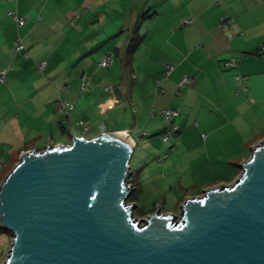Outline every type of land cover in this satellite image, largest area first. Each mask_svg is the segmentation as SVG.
Masks as SVG:
<instances>
[{
	"label": "crops",
	"instance_id": "crops-1",
	"mask_svg": "<svg viewBox=\"0 0 264 264\" xmlns=\"http://www.w3.org/2000/svg\"><path fill=\"white\" fill-rule=\"evenodd\" d=\"M18 36L28 55L14 52ZM263 43L264 0H0V70L8 69L0 82V155L10 163L28 150L68 145L87 126L97 136L104 123L126 134L134 151L138 139L146 145L138 170L131 168L134 202L145 187L157 190L160 175L164 183L189 169L194 187L236 180L264 140ZM108 53L112 64L100 66ZM184 76L193 82L179 86ZM58 98L75 101L71 114ZM164 108L179 113L175 137L162 146Z\"/></svg>",
	"mask_w": 264,
	"mask_h": 264
},
{
	"label": "water",
	"instance_id": "water-1",
	"mask_svg": "<svg viewBox=\"0 0 264 264\" xmlns=\"http://www.w3.org/2000/svg\"><path fill=\"white\" fill-rule=\"evenodd\" d=\"M134 148L106 131L23 152L0 185L1 264H264V140L234 183L143 220L128 201Z\"/></svg>",
	"mask_w": 264,
	"mask_h": 264
},
{
	"label": "rangeland",
	"instance_id": "rangeland-1",
	"mask_svg": "<svg viewBox=\"0 0 264 264\" xmlns=\"http://www.w3.org/2000/svg\"><path fill=\"white\" fill-rule=\"evenodd\" d=\"M82 133L85 134L86 137H90V135H91L90 134L91 131H86L85 129L82 131ZM142 142H143V140L142 141L140 139L137 140L138 145H137L136 150L134 151L132 158H131V161H130V165H131V168L133 171L138 170L139 160H140V156L142 155V152L145 150L147 152V149L145 148L146 145H142ZM160 142H161L160 145H162V146H165L168 144V142H164L162 140V136H161ZM7 152H11V150H8ZM2 153L3 152H1V154ZM162 155L163 156H161L159 158L160 160H163L165 158L164 156H167V154L166 155L162 154ZM7 159H8V156H6V155L1 156L0 155V185L3 182V180L6 178V176L11 172V170L16 166V164L20 160L19 159V160L7 163ZM141 162H142V160H141ZM152 169L153 170H150L147 173V176L149 175L148 176L149 180L145 183V186H149V188H153V186H151V184L155 183V181H156V180L155 181H153V180L155 177V171L154 170L157 168L154 167ZM151 172H153V173H151ZM160 174H162V173H160ZM222 176L225 177V175H222ZM162 178H164V175H160V177H159L160 182L156 181L157 184L155 185V189H157V190L154 193L148 191L145 187L141 198L138 200V202L137 201L135 202L137 204V207L134 210V215L136 218H138L140 220L146 219L151 214L155 213L158 208L163 213H170L172 215L179 216L181 213L182 205L188 197L202 196L204 194L205 190L212 188L214 186L225 185V184L230 185V184L234 183L239 177L233 181L222 180L220 177L219 178H213V180L207 186H200L206 182H201L200 184H199V182H197L198 183L197 187L191 186L192 181L189 178V169L187 171L185 170L184 174H175L173 176H167V181L166 182L164 181L165 186H163L164 183H163ZM134 184H135V182H134ZM212 184H214V185L210 187V185H212ZM157 185H158V187H157ZM135 188H136V186H135ZM185 190L187 192L185 194V199L183 200V202L181 204L180 203V199L182 197L181 195L185 192ZM137 197H138V195H137ZM129 202H131V201H129ZM1 227L3 228V226L0 225V228ZM4 230L8 231L7 229H4ZM9 234L12 238V235L10 232H9ZM12 240H13V238H12ZM12 240H10V239L7 240L6 238H4L3 235L1 234V231H0V264L3 263L8 257L9 250H10L11 244H12Z\"/></svg>",
	"mask_w": 264,
	"mask_h": 264
},
{
	"label": "built area",
	"instance_id": "built-area-1",
	"mask_svg": "<svg viewBox=\"0 0 264 264\" xmlns=\"http://www.w3.org/2000/svg\"><path fill=\"white\" fill-rule=\"evenodd\" d=\"M9 15L13 16V18L15 19L17 25L19 27H22L23 25H25L26 22V18L25 16L18 14L16 11L12 10L9 12ZM226 20H230L229 17L223 16L222 18V23L225 22ZM192 23V19H187V20H183L182 21V25L185 24H190ZM13 50L15 53L18 54H25L28 55L27 52V48L26 45L23 41V39L21 38V36H18L15 40H14V45H13ZM260 49H264V43L261 45ZM113 62V56L112 53H108L106 54V56L99 62V65L102 67H109ZM37 70L38 72H43L46 65H47V61L42 60L39 61L37 63ZM173 70V65H169L166 71V75H169L171 73V71ZM7 72L8 69H1L0 70V82H6L7 80ZM237 79L240 81L241 83V89H246V84L244 83L245 77L242 76L241 74L237 75ZM193 82V77L191 76H184L180 82H179V86H184V85H190ZM57 103L59 104V106L66 111L67 114H71V112L73 111V109L75 108V101H71V100H67V99H62V98H58ZM158 113L163 116L166 120V126L164 127V130L162 132V140L164 142H169L173 137H175L176 133H177V128L178 126L174 123V118L175 116L178 115V110L176 109H171V108H164L158 111ZM152 116H155L156 113L153 112V114H151ZM86 131H89L88 126L84 128ZM101 129L102 132H106V125L104 123L101 124ZM146 134V133H144ZM85 136V134H83ZM128 184L131 187H135L134 185V176L133 173L130 174L129 179H128ZM0 225L3 226V223L1 221L0 218Z\"/></svg>",
	"mask_w": 264,
	"mask_h": 264
},
{
	"label": "trees",
	"instance_id": "trees-1",
	"mask_svg": "<svg viewBox=\"0 0 264 264\" xmlns=\"http://www.w3.org/2000/svg\"><path fill=\"white\" fill-rule=\"evenodd\" d=\"M133 49V47H132ZM135 185V184H134ZM136 197H137V192L135 191L129 198L128 201H131V202H134L136 200ZM4 228V227H3ZM5 229V228H4Z\"/></svg>",
	"mask_w": 264,
	"mask_h": 264
},
{
	"label": "bare ground",
	"instance_id": "bare-ground-1",
	"mask_svg": "<svg viewBox=\"0 0 264 264\" xmlns=\"http://www.w3.org/2000/svg\"><path fill=\"white\" fill-rule=\"evenodd\" d=\"M119 134H121V135H123V136H127L126 134H123V133H121V132H119ZM128 137V136H127ZM129 138V137H128Z\"/></svg>",
	"mask_w": 264,
	"mask_h": 264
}]
</instances>
